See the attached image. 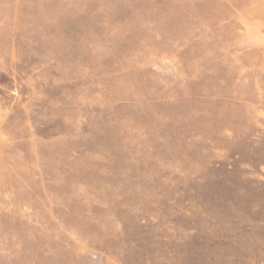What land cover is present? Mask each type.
<instances>
[{
    "label": "rangeland",
    "instance_id": "obj_1",
    "mask_svg": "<svg viewBox=\"0 0 264 264\" xmlns=\"http://www.w3.org/2000/svg\"><path fill=\"white\" fill-rule=\"evenodd\" d=\"M0 264H264V0H0Z\"/></svg>",
    "mask_w": 264,
    "mask_h": 264
}]
</instances>
